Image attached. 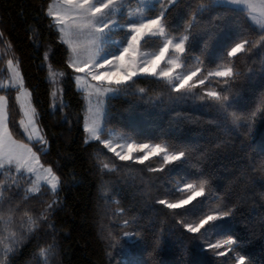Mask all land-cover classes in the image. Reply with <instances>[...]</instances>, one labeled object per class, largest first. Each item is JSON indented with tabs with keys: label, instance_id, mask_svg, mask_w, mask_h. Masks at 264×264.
<instances>
[{
	"label": "trees",
	"instance_id": "1",
	"mask_svg": "<svg viewBox=\"0 0 264 264\" xmlns=\"http://www.w3.org/2000/svg\"><path fill=\"white\" fill-rule=\"evenodd\" d=\"M50 2L0 0V82L7 76V56H10L18 62L23 86L30 93L47 143H30L21 133L17 90L11 88L0 89V95L8 100L9 128L13 138L29 144L40 163L52 168L60 179L56 196L48 190L20 203L8 231L15 229L18 238L20 235L25 238L11 254L8 264H38L39 247L48 245L53 248L48 264H137V261L142 264H237L235 252L226 248L208 249L199 233H189L177 223L179 219L186 223L198 222L202 214L227 208L233 209V215L215 222L225 225V234L219 238L231 236L238 240L235 247L248 258L246 264H264V119L261 118L264 113L258 115L251 128L233 127L230 121L222 122L212 102L197 98L206 87L218 91L230 87L234 110L250 114L264 93V51L255 49L247 56L240 54L235 68L241 75L230 85L217 82L222 78L212 77L210 84L206 82L191 91L176 92L154 76L134 77L137 83L131 87L125 85L126 91L115 93L107 100L106 129L142 142L186 148L189 156L169 165H163L158 157L144 164L120 161L98 141L84 143L85 100L76 89L67 65L69 50L59 42V33L50 26L52 21L45 14ZM200 2L179 0L172 6L167 14L172 35L184 34V27ZM216 14L211 10L198 14L197 26L192 30L185 65L202 69L193 81L220 63L219 56L231 40L243 35L255 38L246 18L230 16L225 25L224 21L212 20ZM212 24L218 27L212 28ZM205 28L215 33L211 39ZM47 62L54 70L64 73L61 78L63 104L53 110ZM141 87L144 93L138 91ZM99 161H114L118 171L101 172ZM149 166L163 170L149 172ZM201 179L207 180L206 194L192 204L169 210L156 203L158 199L175 202L181 195L175 190L178 183L181 187L185 182L198 186ZM27 186V180L21 181V189ZM22 195L16 189L8 193L11 206ZM53 199L57 203L48 210V219L38 221L40 227L34 233H25L20 227L21 220L26 221L22 213L26 210L38 218ZM200 201L203 204L195 215H184ZM3 207L7 219L9 199H5ZM125 220L129 221L128 225L124 224ZM8 231L0 228V239ZM125 231L139 232L141 236L126 239ZM221 251L226 254H214Z\"/></svg>",
	"mask_w": 264,
	"mask_h": 264
},
{
	"label": "snow or ice",
	"instance_id": "2",
	"mask_svg": "<svg viewBox=\"0 0 264 264\" xmlns=\"http://www.w3.org/2000/svg\"><path fill=\"white\" fill-rule=\"evenodd\" d=\"M129 2L130 0H53L45 13L52 21L50 26L59 33V42L66 45L69 50L68 67L77 73H84L83 76L77 75L74 78L77 90L84 91L89 101L88 113L90 116L85 118L83 130L87 135L84 143L98 141L103 145V148L112 152L120 161H131L135 164H144L152 157L160 158L163 165L186 160L189 156V151L186 148L176 149L174 145L168 143L142 142L131 137L125 138L123 134L118 137L114 136L111 130L106 129L108 112L105 105L111 98L108 94L126 91L127 88L124 86L131 87L137 83L133 78L141 74L164 80L168 88L176 92H180L182 89L191 91L197 85H205L206 82L210 84L212 77L222 78L217 82L224 85L234 83L236 78L241 75L235 68L236 58L240 54L247 56L255 49L264 51V0H206V2L202 0L198 7L192 11L191 17L184 27V34L181 36L172 35V28L167 22L169 10L173 5L178 4L179 0H137L135 11L127 10ZM209 10L217 13L212 17L213 21L221 20L225 25L228 23L227 17L246 18V21L250 22L253 27L255 38L243 35L239 39L231 40L219 56L220 63L215 68L209 69L202 78L193 81V77H197L198 73L202 71L199 67L194 71L174 75L176 69L183 67L186 63L187 45L192 30L197 26L198 14L202 15ZM216 27L218 25L212 24V28ZM204 31L209 39L215 35L208 28H205ZM117 33L120 34L119 39L114 38ZM157 37H159V41L154 39ZM150 47H158V51L149 53L147 49ZM205 47H207V41H205ZM141 49H145V51L141 52ZM138 55L141 57L140 59L137 58ZM44 58L45 61L48 60L47 52ZM197 60L199 61V58ZM162 63L171 67L162 68ZM199 63L203 64V61H199ZM8 66L13 72V78L5 83H0V89L19 86L20 95L17 96V100H20L21 96L30 97V93L24 89L18 62L14 66L12 61H9ZM49 75L50 78H54L56 73L50 71ZM60 75L63 76L64 73H60ZM190 81L193 82L189 84ZM53 82L55 81L53 80ZM138 91L144 93L145 89L141 87ZM230 92V87L223 91L206 87L202 95L197 94V98L202 102H212V106L222 117V122L230 121L233 127L247 125L251 128L252 122L258 115L264 113V93L260 94L255 110L246 114L234 110ZM93 95L97 97L95 110H93L91 101ZM7 107V97L0 95V176L5 177V179H0V228L4 231L9 230L21 202L45 194L49 189L54 197L60 187V179L52 168H44L43 174H41L36 167L40 165L38 155L27 143L13 138V131L8 125ZM21 108L24 110V116L27 117L28 123L25 125L22 119L20 124L31 141L33 134L37 132L34 122L35 109L32 108L30 102L26 110L23 104ZM261 118L264 119V116ZM29 125L32 126L31 133H28ZM106 131L110 138H104ZM37 138L41 143H47L42 136ZM134 153L142 155H134ZM99 163L101 172L118 171V166L114 161H99ZM162 170V167L149 166L147 168L149 172ZM24 180L28 181V186L21 189V181ZM44 185H47V188ZM206 186L207 180L205 179H201L198 186L193 182H185L181 187L178 183L175 190L181 195L175 198V202L169 199H158L156 203L169 210L184 208L192 204L198 197L205 196ZM13 189L23 192L20 201L14 207L11 206L10 197H7V194L11 193ZM6 198L9 199L7 219H5L3 207ZM56 203L55 199L47 203L38 218H34L32 213L25 210L22 217L26 218V221L22 219L20 227L24 229L25 233H34L40 227L38 221L47 220L48 210L52 209ZM202 204L203 201H200L198 205L188 209L184 215H195L196 210ZM119 211L122 212L123 209ZM232 215V208L223 211L213 209L208 214H202L198 222L194 220L192 223H186L183 219H179L177 223L189 233H199L208 249L226 248L227 251L237 254V264H246L248 258L245 254L238 252L235 247L239 244L238 240L231 236L224 239L219 238L225 234V225L215 222L225 220ZM128 223L129 221H124L125 225ZM49 227L52 226L49 225ZM140 236L139 232H124L126 239ZM214 236L217 238L215 242H212ZM24 238L22 235L18 238L17 231L12 229L8 231L7 236L0 239V244L3 245V248L0 249V264H8L11 254L18 249ZM52 252V245L39 247L36 254L39 258L38 264H48ZM214 254L224 256L226 253L221 251ZM137 264H142V262L137 261Z\"/></svg>",
	"mask_w": 264,
	"mask_h": 264
},
{
	"label": "rangeland",
	"instance_id": "3",
	"mask_svg": "<svg viewBox=\"0 0 264 264\" xmlns=\"http://www.w3.org/2000/svg\"><path fill=\"white\" fill-rule=\"evenodd\" d=\"M53 2V0H51V2L50 3H52ZM137 9V0H130V2H129V5H128V9L127 10H132V11H135ZM126 10V11H127ZM119 33H117L116 35H115V39H119ZM156 41H159V37H157V38H154ZM66 46V45H65ZM67 47V46H66ZM141 52H143V51H145V49H141L140 50ZM147 51L149 52V53H152V52H154V51H158V47H150V48H148L147 49ZM7 53V52H6ZM70 54V53H69ZM138 59H140L141 57L138 55V57H137ZM9 61H12V63H13V65L15 66L16 65V62H14L12 59H11V57L10 56H7V63H6V72H7V76H6V78L2 81V82H0V83H5V82H7V81H10L12 78H13V72L9 69V66H8V62ZM50 66V64L47 62V68H48V78H49V80H50V82L52 83V95H51V109L53 110V109H55V108H60L61 107V105L63 104V101H62V96H61V94H62V88H61V78H62V76L60 75V71H57V70H54L52 67H49ZM161 67L162 68H166V67H171L170 65H167L166 63H162V65H161ZM71 69V71H72V80H73V82H74V84H75V87H76V89H77V85H76V82H75V77L77 76V75H80V76H83L84 75V73H77V72H75L72 68H70ZM195 69L193 68V67H190V66H187V65H184L183 67H181V68H178V69H176V72L174 73V75L175 74H183L184 72H186V71H194ZM50 71L51 72H54V73H56V75H55V77L54 78H50ZM142 75H144V74H141V75H138V76H142ZM196 77H193V80L195 79ZM215 78V77H214ZM53 80L55 81V82H53ZM92 83H96L95 81H91ZM192 83V81H190L189 82V84H191ZM9 88H11V87H9ZM9 88H3V89H9ZM11 89H16L17 90V94H16V100H17V96L18 95H20V89H19V86H17L16 88H11ZM25 89V88H24ZM26 90V89H25ZM27 91V90H26ZM28 92V91H27ZM81 93H82V95H83V97H84V100H85V114H84V117H83V129H84V123H85V118L86 117H89L90 116V114L88 113V107H89V101H88V98H86V95H85V92L84 91H80ZM53 93H55V95H53ZM109 96H111V95H113V94H108ZM91 101H92V105H93V110H95V104H96V101H97V97L95 96V95H93L92 97H91ZM31 103V99H30V97H23V96H21V99L20 100H17V104H18V109H19V113H20V119H19V128H20V131H21V133L24 135V137H25V139L28 141V142H30V143H41L40 142V140L37 138V137H43V134H42V131H41V129H40V125H39V122H38V117H37V114H36V112H35V116H34V122H35V126H36V128H37V132L36 133H34L33 134V139L30 141L29 139H28V134L25 132V130H24V128L21 126V124H20V121L23 119L24 120V122H25V125H27V117H25L24 116V110H22V108H21V105L23 104V105H25V110H26V108H27V105H28V103ZM31 106H32V108H33V105H32V103H31ZM32 132V126L31 125H29L28 126V133H31ZM111 132L114 134V136H116V137H118V136H120L121 135V133H119V132H116V131H113V130H111ZM86 133L84 132V136H85V138H86ZM123 136L125 137V138H127V136L126 135H124L123 134ZM44 138V137H43ZM104 138H110L109 136H108V131H106L105 132V135H104ZM41 144H44V143H41ZM29 145V144H28ZM29 147H30V145H29ZM117 150H120V149H117ZM33 151V150H32ZM125 151H127V149H125ZM34 152V151H33ZM35 153V152H34ZM134 155H142V154H135L134 153ZM153 158V157H152ZM42 164L40 163V165H37L36 167L40 170V172H41V174H43V169L44 168H49V167H46V166H44V165H42L43 167L41 168L40 166H41ZM13 171H14V169H13ZM32 179H35V177H32ZM44 187L45 188H47V185H44ZM49 191H50V189H49Z\"/></svg>",
	"mask_w": 264,
	"mask_h": 264
}]
</instances>
